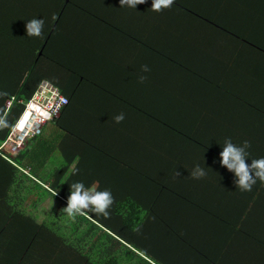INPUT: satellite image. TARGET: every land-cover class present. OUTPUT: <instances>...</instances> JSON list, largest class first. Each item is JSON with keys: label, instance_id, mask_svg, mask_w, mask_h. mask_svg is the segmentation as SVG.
Segmentation results:
<instances>
[{"label": "crops", "instance_id": "obj_1", "mask_svg": "<svg viewBox=\"0 0 264 264\" xmlns=\"http://www.w3.org/2000/svg\"><path fill=\"white\" fill-rule=\"evenodd\" d=\"M36 2L28 8L34 17L28 11L22 15L21 29L33 18L44 20L43 31L50 22L52 29L56 22L49 0ZM73 2L75 15L58 13L55 28L60 32L53 39L55 46L48 48V54L53 52L60 60L57 72L52 73L48 63L40 65L69 98L62 106L67 108L62 119L73 134L56 135V126L47 119L41 133L30 132L22 147L13 148L15 131L8 129L0 138V154L22 172L41 179L40 174L49 173L53 165L52 148H57L54 159L69 160V171L82 167L75 182L117 194L133 193L135 203L127 196L128 204L148 207L143 213L148 220L145 242L156 249L164 245V236L154 235L161 220L151 207L158 200L165 206V198L153 195L147 204L150 193L145 179L166 182L170 175L175 180L179 171L181 185L188 190L180 203H171L175 214L167 207L165 216L171 222L187 213L197 229L184 242L182 257L176 256L173 263L160 259L159 264H264V252L247 247L237 231L253 217L264 221V183L257 179L250 192H241L234 186V173L216 158L226 138L236 146L250 142L247 164L264 157V0H174L170 9L159 13L151 10L152 0L136 9L120 7L119 0ZM33 52L25 54L24 60L34 58ZM142 65L150 71L142 72ZM17 75L19 87L8 95L23 98L33 93V85L21 86L27 74ZM140 75L147 77L143 83ZM6 96L0 118L6 112ZM19 110L13 105L6 122ZM120 113L125 119L115 123L113 118ZM90 143L116 155L125 168L114 161L108 165L98 151L100 155L89 154L85 147ZM197 165L206 172L202 179L190 175ZM7 170L0 166L2 177ZM225 171L231 175L228 187L213 196L207 207L191 197L196 192L207 201L217 186L215 179H222ZM118 176H124L123 183ZM2 184L0 180V194L5 191ZM117 194H112L114 205L120 201ZM200 207L204 209L199 211ZM110 215L115 224H122L124 219L116 215L113 205ZM10 216L0 205V264H40V259L43 264H79L68 245L60 243L68 249L67 256L60 255L63 249L53 244V232H17L20 225H11ZM139 229H135L138 234Z\"/></svg>", "mask_w": 264, "mask_h": 264}, {"label": "trees", "instance_id": "obj_2", "mask_svg": "<svg viewBox=\"0 0 264 264\" xmlns=\"http://www.w3.org/2000/svg\"><path fill=\"white\" fill-rule=\"evenodd\" d=\"M32 3L36 4L38 2L36 0H0V104L6 96L4 95L5 93L7 94L6 99L9 101V104H6V112L3 119L6 121L9 118L7 114H9V110L13 108V105H18L20 109L15 118L11 119L10 123L7 121L8 127L0 129L3 132V136L0 138L4 137L8 129L10 131L11 127H13L24 107L23 102L32 94L28 96L24 94L23 98L8 95L14 94L16 88L18 89L19 87L16 86L17 83L20 84V78L17 74L22 71L27 74V77L21 84L22 88L33 85L36 90L42 81H47L50 84L52 83V85L55 84V80L52 82L53 79L49 77L52 74L42 72L40 65L44 62L48 63L52 65L48 69L53 71L52 73L56 71L59 59L53 52L48 54V48L55 46L53 39L57 38V33L60 32L55 27L63 13L75 15V12H71L74 9L73 0H49V4L53 9L54 17L52 21L56 22V24L52 29H49L51 22L49 25L46 24L42 38L28 37L26 29H21V18L28 11ZM31 12L29 10L27 14L33 16ZM58 13H61L59 18H57ZM29 52L34 53V58L30 56L29 60H24L26 58L25 54ZM16 53H18V56L15 55ZM63 69L69 72L66 68ZM58 90L60 91L61 89L58 88ZM65 97L67 100L69 99L68 96ZM20 99L22 100L20 101ZM62 106L57 114L48 119L56 126V135H61L63 132L73 134L71 125L62 119V115L67 109ZM42 126L35 133H41L43 131ZM42 148L46 150L48 148L47 144L42 146ZM85 149L89 154L100 155L98 153L100 152L108 165H111L114 161L116 166L125 168V165L119 161L116 155H110L102 147L94 143L86 145ZM52 151L53 159L51 161H53V165L49 173L43 172L40 174L41 179L22 172L20 168L6 161L3 155L0 154V166H5L8 169L7 174L3 177L0 174V180L3 183L2 188L5 189L4 194H0V205L11 215L10 218L13 220L11 221V225H20L17 232L35 234L45 231V229L48 232H53L58 245L60 243L68 245L70 249L67 250L71 251L70 253L74 252L78 255L79 264H159L162 262L160 259L173 263L176 256L182 257L184 251H181L182 246L184 242L188 243L190 241L189 236L194 237L193 231L197 229V225L189 218L187 213L180 218H173L171 222H167L168 218L165 216L166 212L164 209L168 207L170 214L174 215V205L171 203L176 204V201L173 200H178V203H180V199L183 198L188 190L187 186L181 185V180L178 176L175 175L173 177L178 181L179 185H176V181L173 178L170 179V175L166 182L145 179V183L147 184L146 192L150 193L147 195L150 197V201L147 204H151L153 195H161L165 198V206L158 200L151 207V211H155L156 217L161 220V224L154 231V235L159 237L164 236L161 242L165 246L158 244L156 249L153 246L148 247L149 244L145 242L148 220H144L143 213L148 207L145 208L143 205L133 207L129 205L128 197L131 198L132 204L135 203L133 201L136 199L133 193L129 194L127 190L124 191V194H117L118 191L111 190L113 195L117 194L120 197V201L115 205L113 204V210L116 215L124 219L120 225L115 224L111 215L105 218L103 215H97L91 211L86 215L68 216L62 209L67 207L70 185L77 180L82 167L76 165L74 171H69V160L54 159L59 154L58 149L52 148ZM220 153L221 151L216 153L217 159H221ZM72 154L73 156L76 155L75 153ZM128 169H130V166ZM226 171L222 172L223 174L221 173L222 179H215L217 186H215L210 196L207 195L209 196L207 201L203 200V194L196 192L190 194L191 197L202 202L203 207H207L213 196L222 195L225 192L223 188L228 187L226 182H228L231 175ZM97 172H94V174H97ZM88 177H93L91 167L88 170ZM118 178L122 183L124 182V176H118ZM168 184L169 187L167 186ZM214 185L215 182H213L212 187ZM234 186L236 187L235 183ZM103 190L105 188L98 191ZM238 195H240V191ZM51 198H56L53 201L55 203L49 204V208L47 209L42 203L48 202ZM203 207L198 208L199 211L203 210ZM204 214L209 215L211 212L205 211ZM138 226H140L139 234L137 233L138 230H135ZM237 231L240 232L241 239L244 240L243 242L247 247L264 252V246H257L259 243L264 244V221L253 217L247 220L245 225H240ZM140 233H143V235L141 236ZM161 251H164V253ZM152 253L156 257L151 255ZM152 256L156 261L152 259Z\"/></svg>", "mask_w": 264, "mask_h": 264}, {"label": "clouds", "instance_id": "obj_3", "mask_svg": "<svg viewBox=\"0 0 264 264\" xmlns=\"http://www.w3.org/2000/svg\"><path fill=\"white\" fill-rule=\"evenodd\" d=\"M147 0H119L120 7L127 6L136 9L137 5L146 3ZM174 4V0H152L151 10L154 12H162L170 9ZM44 28V20L33 18L26 23V33L28 37L42 38ZM141 71L147 73L150 68L147 65L141 66ZM147 79L146 76L140 75L138 80L143 83ZM115 123H121L125 119V114L120 113L114 118ZM8 127V123L0 118V129ZM250 142L245 140L242 146H236L231 142V138L224 141L223 151L220 153V163L230 172L234 173L236 187L241 192H250L256 184L257 179L264 183V157L253 159L251 164L246 163L248 153L246 149L250 148ZM175 175L179 176L177 171ZM193 179H202L206 176V172L197 165L191 172ZM115 202L111 190L105 189L98 191L94 188H86L82 181L74 182L70 185V195L67 198V207L62 210L70 217L78 215H86L89 211L97 215H103L105 218L110 216V208Z\"/></svg>", "mask_w": 264, "mask_h": 264}, {"label": "built area", "instance_id": "obj_4", "mask_svg": "<svg viewBox=\"0 0 264 264\" xmlns=\"http://www.w3.org/2000/svg\"><path fill=\"white\" fill-rule=\"evenodd\" d=\"M67 102V98L60 93L56 86L42 81L31 96L24 101V107L10 131H17L21 138L28 129L31 133L39 131L41 125L57 114L60 107ZM9 104V101L7 102Z\"/></svg>", "mask_w": 264, "mask_h": 264}, {"label": "rangeland", "instance_id": "obj_5", "mask_svg": "<svg viewBox=\"0 0 264 264\" xmlns=\"http://www.w3.org/2000/svg\"><path fill=\"white\" fill-rule=\"evenodd\" d=\"M14 131H15V130H14ZM31 131H33L32 128L28 129L26 135H24L22 138H21V136H17L18 132L15 131L13 134H15L16 141H14V144H13L14 147H13V148H16V147H18V146L22 147V139H25L26 137L30 136L29 133H30ZM16 132H17V133H16ZM16 142H17V143H16ZM54 200H56V199H54ZM52 202H53V201H52ZM53 203H55V202H53ZM42 204H43V206H44L45 208H47V209L49 208V203H48V202H43ZM42 204H41V205H42ZM51 204H52V203H51ZM50 206H51V205H50ZM53 244H54L56 247H58V248H60V249H63V252H62L61 254H63L64 256H67V252H66L65 248H63V247H61L60 245H58L56 239H54V243H53ZM40 264H43V260H42V259H40Z\"/></svg>", "mask_w": 264, "mask_h": 264}]
</instances>
